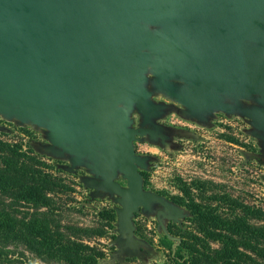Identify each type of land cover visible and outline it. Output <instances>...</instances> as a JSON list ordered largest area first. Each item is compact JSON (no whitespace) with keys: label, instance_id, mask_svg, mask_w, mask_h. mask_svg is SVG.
<instances>
[{"label":"water","instance_id":"water-1","mask_svg":"<svg viewBox=\"0 0 264 264\" xmlns=\"http://www.w3.org/2000/svg\"><path fill=\"white\" fill-rule=\"evenodd\" d=\"M156 94L197 122L246 117L264 150V0H0V116L41 128L38 152L84 167L90 196L118 203V255L149 246L136 212H155L169 238L164 219L187 214L144 188L150 155L134 142L175 133Z\"/></svg>","mask_w":264,"mask_h":264},{"label":"rangeland","instance_id":"rangeland-1","mask_svg":"<svg viewBox=\"0 0 264 264\" xmlns=\"http://www.w3.org/2000/svg\"><path fill=\"white\" fill-rule=\"evenodd\" d=\"M153 98L171 105L157 121L175 133L170 134L167 146L147 139L134 142L136 153L150 155L148 167L142 171L144 188L180 205L187 214L178 222L164 219L169 238L158 225L155 212H136L135 235L149 245L140 247L139 255L117 254L115 209L119 205L108 195L90 196L91 189L80 179L90 175L85 168L67 172L63 168L69 165L67 159L34 148L35 142H47L41 128L0 116V141L17 144L23 151L31 148L49 165L37 168L54 176L58 190L66 185V190L53 193L49 218L72 240L102 250L97 264H177L172 255L180 244L186 247L180 254L192 252L202 264H264V163L260 159L264 150L250 133L248 119L238 113L215 112L208 122L201 123L183 117L176 101L160 94ZM132 118L137 126L139 115L133 112ZM3 198L0 195V201ZM9 208L13 220L42 218L39 212L46 210L22 201ZM197 208L206 214L201 221ZM67 227L82 230L70 235ZM15 229L4 234L0 226V264H68L58 257L44 260L45 254L26 247ZM80 254L91 256L92 252Z\"/></svg>","mask_w":264,"mask_h":264},{"label":"trees","instance_id":"trees-1","mask_svg":"<svg viewBox=\"0 0 264 264\" xmlns=\"http://www.w3.org/2000/svg\"><path fill=\"white\" fill-rule=\"evenodd\" d=\"M1 151L0 195L7 199L3 198L0 201L2 217L0 226L3 228V233L11 232L14 227H17L15 231L20 241L26 247H33L38 255L45 254L43 259L46 261L49 260V257H58L68 264H97V260L103 257L102 250L72 240L70 236L60 232L58 225L53 224L49 218L53 193L57 192L58 187H56V179L52 174L37 168V166L47 167L49 165L40 160L31 148L23 151L17 144L0 141ZM66 189L65 184L60 188L61 192ZM18 201L33 203L36 208H45L46 210L39 212L42 218L34 216L32 219L26 220L21 216V218L13 220L9 207L14 206ZM196 212L199 221L206 217V214L200 209L197 208ZM212 219L215 218L212 217ZM66 230L70 235H73L82 229L75 228L74 230L67 227ZM166 245L171 248V243ZM184 248L186 247L180 244L175 250L172 255L175 263L202 264L201 259L192 252L185 251L186 255L180 254ZM83 250L91 251V256H82L80 253Z\"/></svg>","mask_w":264,"mask_h":264}]
</instances>
